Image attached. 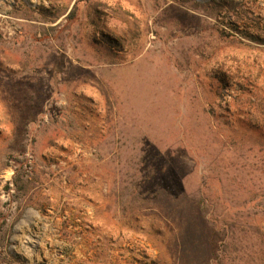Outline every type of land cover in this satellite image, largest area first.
<instances>
[{"label": "rangeland", "instance_id": "rangeland-1", "mask_svg": "<svg viewBox=\"0 0 264 264\" xmlns=\"http://www.w3.org/2000/svg\"><path fill=\"white\" fill-rule=\"evenodd\" d=\"M209 1L0 0V264H264V0Z\"/></svg>", "mask_w": 264, "mask_h": 264}, {"label": "trees", "instance_id": "trees-1", "mask_svg": "<svg viewBox=\"0 0 264 264\" xmlns=\"http://www.w3.org/2000/svg\"><path fill=\"white\" fill-rule=\"evenodd\" d=\"M204 5L213 8L218 15L225 11H231L237 16L241 13V6L229 0H210ZM252 39L257 40V37H252Z\"/></svg>", "mask_w": 264, "mask_h": 264}, {"label": "water", "instance_id": "water-1", "mask_svg": "<svg viewBox=\"0 0 264 264\" xmlns=\"http://www.w3.org/2000/svg\"><path fill=\"white\" fill-rule=\"evenodd\" d=\"M197 1H204V0H197ZM29 211H32L31 209ZM23 225V221L21 220L19 223H18V227Z\"/></svg>", "mask_w": 264, "mask_h": 264}]
</instances>
